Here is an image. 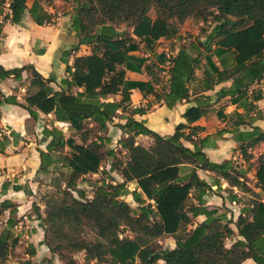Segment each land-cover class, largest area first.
<instances>
[{"label": "trees", "instance_id": "1", "mask_svg": "<svg viewBox=\"0 0 264 264\" xmlns=\"http://www.w3.org/2000/svg\"><path fill=\"white\" fill-rule=\"evenodd\" d=\"M64 1L69 3L71 49L77 52L84 45L89 52L74 55L68 64L71 52L62 51L67 75L60 80V88L54 89L51 80L32 64L12 69L0 66V81L11 75L20 80L23 71L28 78L23 103L11 94L0 98V104H19L34 120L38 112L52 113L55 121L75 131L80 140L65 136L55 126L43 129V137L48 140L45 151L38 150V172H66L62 181L55 180L54 191L43 196V215L35 206L44 227L41 243L64 264H80L74 258L78 252L84 253V263L98 264H243L247 259L264 264V149L254 156L255 149L264 144V130L252 126L241 113L233 112L230 117L234 118L236 128L219 129L216 136L232 131L247 167L240 169L231 160L213 162L202 151L209 136L192 138L191 133H184L183 123L175 127L173 134L159 135L144 120L133 117L146 108L131 107L129 93V89L138 88L143 95L150 93L169 108L188 100L189 85L196 79L199 66V56L190 53L192 49L199 51L196 42H190L189 49L181 46L169 58L162 52L154 53L151 60L135 51L142 47L144 53L154 52L158 39L174 36L178 29L174 24L187 18L202 23L210 20L213 25L201 42L207 52V66L200 90L230 79V85L222 87L218 97L229 96L230 103L247 111L256 109L255 117L260 116L261 110L253 101L264 98L261 88L254 86L264 79V0ZM52 4L53 0H33L30 6L26 0H0V50L3 23L19 24L28 11L36 24H53L55 14L45 9ZM152 9L154 17L149 15ZM210 51L215 55L232 52V65L220 69L210 61ZM126 69L144 71L150 80L127 84ZM161 84L160 89L155 88ZM200 97H196L195 106L183 113L187 123L206 112L208 102ZM217 116L226 117L220 112ZM114 118L124 120L115 124L121 131L117 148L110 146L112 138L107 134ZM246 123L250 129H239L240 124ZM200 129L191 128L193 132ZM139 136H148L150 140L142 143ZM182 139L192 142L193 149L185 146ZM119 153L123 156L119 157ZM108 158L111 160L106 163V171L118 172L121 180L102 177L91 198H86L77 188L78 181L87 174L102 172ZM197 169L212 172V183L201 179ZM246 170L254 172V186L259 192L248 186ZM221 180L227 183L225 188L221 187ZM9 185L4 181L0 192L5 193ZM211 185L227 191L233 204L239 202L233 188L255 197L238 213L235 229L227 214L204 207L202 197ZM11 188L20 190L22 185L14 184ZM125 195L131 197L135 207L123 199ZM17 207L10 199L0 201V215L8 210L0 231V264H4L10 247L18 242L11 232L16 225ZM199 215L205 218L194 223L193 218ZM86 226L94 231L96 240L83 236ZM122 226L127 227L131 236H121ZM162 236H171L174 247H156L155 240ZM232 237L227 246L226 240ZM29 249L31 256L36 253L33 244Z\"/></svg>", "mask_w": 264, "mask_h": 264}, {"label": "crops", "instance_id": "2", "mask_svg": "<svg viewBox=\"0 0 264 264\" xmlns=\"http://www.w3.org/2000/svg\"><path fill=\"white\" fill-rule=\"evenodd\" d=\"M32 1L33 0H26L27 6H30ZM45 9L50 13L53 10L51 7H45ZM1 20L2 16H0V21ZM55 21L57 22L55 23ZM68 21L69 23H64L60 18L56 17L54 20L55 24L38 25L32 20L28 11H25L21 20L23 24L21 22L19 24H11L9 22L3 23L0 66L5 69H12L26 64H32L44 78H49L51 80L50 84L54 89H59L60 80L67 75L65 71L66 64L61 61L62 51L70 50L71 52L67 57L68 64L72 63L74 55H82L89 52V48L84 45H82L77 52L72 51L70 46V18H68ZM210 29L203 33V37L195 41L199 51L195 49L190 50L193 56H199V66L195 70L196 79L191 81L189 85L191 95L188 100L179 101L173 107L169 108L163 104V102H157L152 94L143 95L138 88H131L129 89L130 106L146 108L144 113H136L133 117L137 120H144L145 125L159 135H171L174 133L175 127L179 123H183L186 124L183 128L184 133H191L192 138L196 139L209 136L205 145L202 146V151L205 153L206 157L210 161L217 163L231 160L233 163L239 165L241 169L247 164L243 161L237 147V142L233 139V132L226 131L222 133L221 136H216V132L222 128L228 130H234L236 128L234 118L232 119L230 117L233 112L241 113L244 115L246 121L251 122L252 126H258L264 130V98L253 101L257 109L261 110V115L255 117L256 109L247 111L240 105L230 103L229 96L218 97V91L222 87H228L231 83L230 79L215 84L211 89L205 91L200 90L203 71L207 66L205 59L207 52L203 50L201 42L206 39ZM178 30L179 29H177L176 34L170 38L162 37L158 39L155 52H163L165 55L175 56L177 50L181 46L188 48L190 42H186L185 33L182 34L181 31ZM214 47L215 45L213 44L211 48L213 49ZM155 52L144 53L142 47L139 51H135L136 54L148 56L151 60L154 59ZM209 54L210 61L220 69L230 67L233 63L232 52L215 55L210 51ZM125 80L127 84L132 81L146 82L150 80V77L144 71L135 72L126 69ZM27 85L28 78L25 71L22 72L20 80H16L13 75H11L0 81V98L2 99L4 96L14 94L16 100L19 103H23ZM161 86L162 84L155 85V88L160 89ZM254 86L261 88L264 92V79ZM196 92L198 93L196 94ZM197 96H201L200 98L203 101L208 102V106L205 107L206 112L196 121L187 123L182 115L188 107L196 105ZM217 112L223 113L226 117L219 118ZM114 120H116L115 122L113 121L114 124L124 122L123 119L119 118H114ZM248 124L249 123L240 124L239 129H250L251 127ZM58 125H60V123L54 120L52 113L45 115L38 112V117L34 120L29 115L28 111L19 104L6 102L0 104V187L4 181L10 183L9 188L3 194L7 195L5 196L7 199H12V201L17 203L20 211L30 207L29 202H27V196L31 197L32 193H34L33 185L36 183L33 182V179L39 177L38 169L40 159L38 150L45 151L46 142L48 140L43 137V129L45 127L51 128V126L57 127ZM192 126H199L201 129L193 132L191 130ZM64 128L66 129L67 127ZM115 128L117 134L115 132L116 138L113 141L116 144L117 139L121 135V131L116 126ZM139 139L143 140L145 143L150 140L148 136H139L138 140ZM182 142L185 146L193 149L194 145L192 142L184 139H182ZM237 157H239V160H234V158L237 159ZM240 165H242V167H240ZM246 167L242 169H246ZM197 174L201 179H204L208 183H212V178L214 176L212 172L197 169ZM118 180H121V177L118 178ZM14 184L22 185V189L13 190L11 186ZM222 184H225V187L227 186L224 180H221V185ZM212 186L215 185H211V188ZM233 191L237 193L236 191L238 190L233 188ZM208 192L203 195V201L204 196L209 198ZM39 230L41 234L37 232L36 235L40 240L43 239V230L42 228L40 229V227ZM47 251L49 252L48 248ZM59 261L64 264L60 259ZM247 261H249V259L245 260L244 263Z\"/></svg>", "mask_w": 264, "mask_h": 264}, {"label": "rangeland", "instance_id": "3", "mask_svg": "<svg viewBox=\"0 0 264 264\" xmlns=\"http://www.w3.org/2000/svg\"><path fill=\"white\" fill-rule=\"evenodd\" d=\"M47 8L51 7L53 10L51 13L54 12L55 16L57 18H60L62 22L64 23H69L68 18H69V3L64 1V0H53L52 6H45ZM6 12V10H4ZM149 15L151 17H154L155 12L154 10L149 11ZM0 16L3 17V14H0ZM57 21H55L56 23ZM23 24V22H21ZM54 23V24H55ZM47 25H52V24H47ZM181 33H185V38L186 42H195L197 39L203 37V33L205 31H208L210 27L213 25V23L210 22V20L200 23L199 21L193 19V18H187L183 23L174 24ZM184 36V35H181ZM157 47V43L155 45ZM155 47H154V52H155ZM156 53V52H155ZM114 122L116 120H113ZM114 123H110L108 127L107 134L112 138V141L110 143L111 147H116V144L114 143L113 140H115L117 134V130L115 128ZM58 128H60L65 136H73L77 142H79V137L76 134L75 131L70 130L68 128H64L65 126L58 125ZM140 142L144 143L143 140H140ZM117 148V147H116ZM264 149V144L259 146L257 149H255V155L259 152H261ZM119 157H122L123 154L119 153ZM111 158H108L104 163H103V171L100 169V171L97 174H87L83 177V179L78 181L77 188L79 190H82L86 196V198H91L93 194V190L95 186L100 182V179L106 178L108 179H114L115 181L120 178V174L116 171H112L109 173L106 171L105 166L106 163H109ZM234 160H239V157L237 159L234 158ZM105 164V165H104ZM245 165V164H242ZM240 165V167H242ZM247 165H245L246 167ZM242 167V168H245ZM241 168V169H242ZM244 170V169H243ZM65 170L63 169V173L61 174L57 170L51 169L49 173L44 174L43 172H39V177H35L33 179V182L36 184L33 185V190L34 193H32L31 197L27 196V202H29L30 207L27 209H22L20 211L19 207H17V213L15 215L16 217V225L11 229L12 235L16 236L18 242L16 245L10 247L7 258L4 262V264H62L58 258V256L54 255L52 256L48 251L44 244L41 243L42 239H38L39 237L36 235L37 232H40V229L42 228L43 234H44V227L41 225V220L38 217L39 213L40 215H43V210H44V204H43V196L45 194H48L52 191H54L53 184L55 180H60L62 181L64 176H65ZM246 176L245 180L248 184V186L251 187V189L254 192H259V190L254 186V172L252 170L247 171L246 170ZM62 185L64 183L62 182ZM132 188V185H129ZM222 188L225 187V184L221 185ZM239 196V202L236 204H233L229 201L228 199V192L223 190V189H217L215 186H212L211 190L208 192V197L204 196V207L206 208H217L219 212H224L227 214V216L230 218L231 223L230 226L235 229L234 226V221L237 218L238 213L241 211L242 208H245L251 203V200L255 198L252 194L248 193H243L240 191H236ZM75 196H77V192L73 191L72 192ZM7 195H4L0 192V201L7 198L5 197ZM123 199L126 200L132 207H135L136 203L131 199L129 195L123 196ZM12 201V199H10ZM14 202V201H12ZM15 203V202H14ZM17 204V203H16ZM28 204V203H27ZM35 206L39 208V213H36L35 211ZM8 217V210H5L1 215H0V231L4 228L6 219ZM204 216H198L196 218H193L194 223H197L198 221L202 220ZM123 227V233L121 236H131V232L127 230L126 226ZM41 234V232H40ZM83 236L89 240H96L97 236L95 235L94 231L89 227H85V231L83 233ZM232 239H227L226 240V245L229 246L232 242ZM33 244L36 248V254L30 255L29 254V245ZM156 247L164 249V248H172L174 247V239L171 236H162L159 237L155 240ZM84 253L83 252H78L74 254V258L77 262L80 264H98L95 261H90L88 263H84L83 260ZM248 262V263H247ZM243 264H257L253 260L249 259ZM99 264H105V263H99ZM159 264V262L157 263Z\"/></svg>", "mask_w": 264, "mask_h": 264}, {"label": "built area", "instance_id": "4", "mask_svg": "<svg viewBox=\"0 0 264 264\" xmlns=\"http://www.w3.org/2000/svg\"><path fill=\"white\" fill-rule=\"evenodd\" d=\"M166 57H168L169 58V56L168 55H166ZM166 64H167V62H166ZM164 74V73H163Z\"/></svg>", "mask_w": 264, "mask_h": 264}]
</instances>
